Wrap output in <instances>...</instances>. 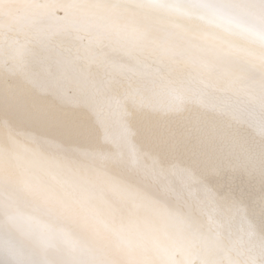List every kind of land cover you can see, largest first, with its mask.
<instances>
[{
	"label": "snow or ice",
	"instance_id": "snow-or-ice-1",
	"mask_svg": "<svg viewBox=\"0 0 264 264\" xmlns=\"http://www.w3.org/2000/svg\"><path fill=\"white\" fill-rule=\"evenodd\" d=\"M0 264H264V0H0Z\"/></svg>",
	"mask_w": 264,
	"mask_h": 264
}]
</instances>
